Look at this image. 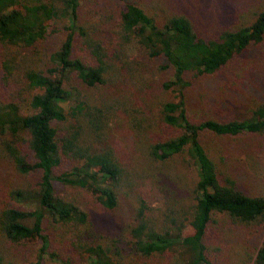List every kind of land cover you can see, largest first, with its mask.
<instances>
[{
	"label": "trees",
	"instance_id": "trees-1",
	"mask_svg": "<svg viewBox=\"0 0 264 264\" xmlns=\"http://www.w3.org/2000/svg\"><path fill=\"white\" fill-rule=\"evenodd\" d=\"M78 8L79 0H0L1 79L5 86L13 82L30 91L25 114L14 102L0 100V154L20 175H38L35 186L15 191L20 207L0 206L5 244L0 264H11L7 258L13 250L21 252L27 244L40 246L31 264H42L46 254L61 264H219L206 244L214 216L264 231V196L240 189L225 169V156L218 150L214 158L202 134L264 137V102L242 117L195 121L183 91L190 75L214 74L264 42V6L250 24L212 26L214 32H202L185 10L174 9L157 22L128 2L115 28L103 29L99 21L79 23ZM58 21L68 22L72 32L47 60L23 53L60 32ZM107 30L114 37L96 36ZM75 34L85 55L73 51ZM133 44L140 54H129ZM147 61L170 74L160 81L163 93L179 92L177 102L161 101L156 114L147 92L154 68ZM112 124L138 138L145 167L132 166L113 145ZM175 164L193 167L192 188L178 185L186 183L170 172ZM170 182L178 190L171 191ZM155 193L179 198H167L160 222L148 199ZM86 194L107 211L120 207L123 194L135 205L121 229L107 234L90 218ZM46 222L63 228L59 244H70L72 259L52 253L55 241L46 233ZM253 264H264V237Z\"/></svg>",
	"mask_w": 264,
	"mask_h": 264
},
{
	"label": "rangeland",
	"instance_id": "rangeland-1",
	"mask_svg": "<svg viewBox=\"0 0 264 264\" xmlns=\"http://www.w3.org/2000/svg\"><path fill=\"white\" fill-rule=\"evenodd\" d=\"M128 2L140 5L147 13L154 15L157 22L162 21L174 9L188 11L202 32L206 30L212 32L213 30H210L212 26L248 25L264 6V0H79V23L99 21L101 28L114 29L115 24L120 20V12L125 9V4ZM68 24V22L58 21L60 32L47 37L33 49L23 53L38 54L37 58L41 61L47 60L48 55L57 50L68 34H71L72 31L66 27ZM111 32L107 30L105 34L102 32L96 36L98 38L114 37ZM75 38L77 39L74 43V53L85 55V52L78 49L79 36L77 34H75ZM128 52L130 55L140 54L135 44L128 48ZM1 58L0 53V62ZM147 63L150 68H154L148 77L152 86H147V92L153 101L152 113L156 114L161 101L177 102L179 92L177 89L171 88L163 93L159 87L160 81L170 79V74L156 71V63L148 61ZM189 79H191L190 86L183 91V94L187 100L188 114L191 119L198 121L208 117L226 120L242 117L246 114V110L253 108L259 102H264V42L261 45L252 46L243 55L237 56L214 74L194 77L190 75L187 77L188 81ZM20 86L13 82L6 86L3 85L0 73V100L14 102L19 105L21 114H25L27 108L24 100L30 91L21 89ZM65 87L68 90L71 89L70 85ZM110 129L111 142L121 153H124L125 160L134 167H145L147 162L142 154V148L137 143L138 138L122 125L112 124ZM201 141L206 148L212 150L210 152L214 158L218 155V150L222 152L226 158L225 169L232 174L240 189L250 196H264V137L242 135L237 138H218L210 133H204ZM29 159L32 160V158ZM170 172L174 176L179 175L187 184L178 183L185 191L193 187L196 175L192 166L175 164V168ZM37 180L38 175L34 173L27 177L20 175L11 160L0 154V206L20 207L22 203L15 201V191L28 185L35 186ZM169 186L170 190L179 188L172 182ZM187 195L184 194L185 197ZM167 198L171 202L179 200L177 196L170 194L164 196L160 193L152 194L148 198L149 202H152V214L157 222L161 221L162 213L166 211ZM120 199L121 204L118 209L107 211L89 196L83 198L90 218L99 229L107 234L113 235L121 229V225L127 221L129 207L135 205V201L124 194L120 196ZM35 207L32 205L33 209ZM45 226L46 233L55 241L51 247L52 253L62 254L72 259L74 251L70 244H59L65 238L61 236L63 228L58 231L48 222L45 223ZM55 231L58 235L56 239ZM263 237L264 231L255 232L247 226L231 222L222 215H216L210 227L206 244L213 255L212 258L219 264H253ZM4 245L0 239V247L2 248ZM26 247L21 252L13 250V254L7 258L11 264L36 262L40 246L27 244ZM63 259L65 260L66 257ZM42 262V264H61L58 259H51L47 254L43 256Z\"/></svg>",
	"mask_w": 264,
	"mask_h": 264
}]
</instances>
